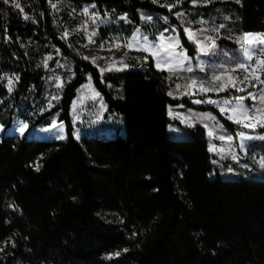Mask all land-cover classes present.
Wrapping results in <instances>:
<instances>
[{
  "label": "trees",
  "instance_id": "1",
  "mask_svg": "<svg viewBox=\"0 0 264 264\" xmlns=\"http://www.w3.org/2000/svg\"><path fill=\"white\" fill-rule=\"evenodd\" d=\"M173 1L21 0L25 11L41 10L32 29L22 9L0 0V125L19 119L38 128L55 118L66 134L0 136V264H264V176L209 177L204 128L189 129L190 138L167 135L169 107L229 88L209 85L206 68L159 69L140 51H128L126 69L102 75L75 47L84 42L76 26L89 3L109 17L97 44L125 42L138 27L151 38L172 27L193 57L183 28L199 25L189 22L198 17L213 36L264 31V0ZM88 78L106 113L121 114L123 134L74 137L71 106ZM189 78L200 86L194 94L171 92Z\"/></svg>",
  "mask_w": 264,
  "mask_h": 264
},
{
  "label": "rangeland",
  "instance_id": "2",
  "mask_svg": "<svg viewBox=\"0 0 264 264\" xmlns=\"http://www.w3.org/2000/svg\"><path fill=\"white\" fill-rule=\"evenodd\" d=\"M14 1L4 0V3L14 7ZM179 4V0L168 3V5ZM191 4H196V1L193 3L192 0ZM21 9L23 24L26 27L37 29L41 18L39 6L36 4L31 12L23 10L22 7ZM85 9H87V13H85ZM176 13H183V15L178 16L181 21L190 20L185 11L179 9ZM149 17L146 14L142 15V19L145 21H150ZM108 21L109 17L101 15L94 4H84L76 26L82 30L84 42L75 44V47L82 52L84 57L99 70L109 67H111V70L126 69L131 58L128 51H140L150 55L155 66L159 69L187 70L191 68L203 70L206 68L207 80L210 81L209 85H213L212 87H217L220 90L229 88L230 95H207L204 101H200V103L196 102L199 101L197 97H191L189 98L193 103L191 105L179 104V106L169 107L168 115L174 121L167 127L168 137L190 138L191 132L189 129L199 125L205 130L207 147L213 156L211 160L215 170L209 174V177H215L216 175L222 178L237 176L244 178L263 177L264 167L260 166V161L264 159V139H260V137H264V132H262L264 126H261L264 125V112L258 111V109H264V103L260 101V97L264 96V85H261L254 77H260L261 80H264V64L260 63L264 60V49H257L256 47L259 43V37L251 36L245 39V34L264 35V31L222 33L213 36L210 27L203 22L202 18L198 17L197 20H190L189 22L198 23L199 25L195 27L184 26L183 28L188 40L195 45V53L191 57L181 45L177 31L172 27L156 34L154 38H151L142 27H138L125 42L114 39L97 44L98 30L101 26L106 25ZM186 29L188 32L185 31ZM93 32L96 33L94 36H92ZM190 34L191 39L189 38ZM89 37H91L92 42L89 41ZM213 37L216 40L222 38L226 41L217 42L216 44ZM227 41L234 45L227 44ZM245 48L248 49L252 59L244 56ZM240 51H243V60ZM240 64H244L245 68H239ZM125 65L127 67H124ZM244 77H248V79L245 80ZM233 84H235V87H233ZM250 84H256L257 86L251 87L249 90L245 89ZM196 87L200 86L189 78L184 87L177 84L171 88V92L178 93L177 96L186 90L189 94H194V88ZM241 88L244 91H241ZM249 92L256 95L255 102L252 99H249L250 102L247 101ZM97 93L90 78L78 88L71 106V119L75 138L80 136L108 138L124 133L121 114L115 112L107 114L106 105ZM242 96L245 97L244 100L237 99ZM209 101H214V103ZM195 103L199 105L195 106ZM238 104H243L245 109L251 108V119H248L247 111L243 113L231 112V108ZM221 108L226 110L223 114L220 111ZM229 116L233 118L229 119ZM237 119L241 121L239 127H231L226 122H229V120L235 122ZM24 124L26 123L17 119L8 129H4L0 125V129H2L0 130V136L4 133L21 135L19 128ZM245 124H252L253 127H245ZM240 133H244L245 137L251 136L253 139H245L240 136ZM23 135L41 139H60V136L64 138L66 136L63 122L55 118L45 127L27 128ZM229 136L232 137L231 140L227 139ZM250 140L255 141V143L252 147L246 148V143ZM242 144L243 148L241 147Z\"/></svg>",
  "mask_w": 264,
  "mask_h": 264
},
{
  "label": "snow or ice",
  "instance_id": "3",
  "mask_svg": "<svg viewBox=\"0 0 264 264\" xmlns=\"http://www.w3.org/2000/svg\"><path fill=\"white\" fill-rule=\"evenodd\" d=\"M237 2H239V0H237ZM193 3H195V0H193ZM16 7L19 8V7H20L19 4H17ZM53 7H55V5H53ZM85 13H87V9H85ZM177 15L180 16V15H183V13H178ZM25 18H27V17H25ZM122 19H123V17H122ZM148 19H151V17H149ZM221 27H223V25H221ZM185 31L188 32L187 29H186ZM95 34H96V33L93 32V33H92V36H94ZM251 36H257V37H259V43L256 45V47H257V49H264V35H262V34H248V33H246V34H245V39H247L248 37H251ZM189 38H190V39L192 38L191 34L189 35ZM145 39H146V38H145ZM89 41L92 42V41H91V37H89ZM244 56H245L246 58H248V59H252V56L250 55V53H249V51H248L247 48L244 49ZM260 63H261V64H264V60L260 61ZM124 67H127V65H125ZM239 68L243 69V68H245V65H244V64H240V65H239ZM109 70H111V67H109V68H107V69H101L100 71H101V74L103 75V73H104L105 71H109ZM120 70H123V69H120ZM187 70H188V71H192L191 68H189V69H187ZM17 79H18V78H17ZM217 79H219V78H217ZM244 79L247 80L248 77H244ZM254 79H256L257 81H259V83H260L261 85H264V80H261L260 77H254ZM249 86H250V87H256L257 85H256V84H250ZM233 87H235V84H233ZM240 90H241V91H244L243 88H241ZM97 95H99V94L97 93ZM169 95H171V93H169ZM247 98H248V99H252L254 102H255V100L257 99L256 95H255L254 93H251V92L248 93ZM237 99H238V100H244L245 97L242 96V97H238ZM260 101H261V103H264V96L260 97ZM196 102H197V103H200V101H196ZM209 102H210V103H214V101H209ZM220 111H221V113L223 114L226 110H225L224 108H221ZM246 111H248V110L245 109V107H244L243 104H238V105H236L235 107L231 108V112H232V113H238V112L243 113V112H246ZM258 111L264 112V109H258ZM228 118H229V119H232L233 117H232V116H229ZM251 118H252L251 116L248 117V119H251ZM235 122H236V123H240L241 121H240L239 119H237V120H235ZM54 126H55V125H54ZM261 126H264V125H261ZM245 127H253V125H252V124H245ZM27 128H28V125H27V124L22 125V126L19 128V132H20V134L23 135V134L25 133V130H26ZM0 130H2V129H0ZM210 135H211V133H210ZM240 136H241V137H244L245 139H253V137H251V136H247V137H245V134H244V133H240ZM63 138H64L63 136H60V139H63ZM222 139H223V137H222ZM227 139H228V140H231L232 137L229 136V137H227ZM260 139H264V137H260ZM241 147L243 148V144L241 145ZM210 150H213V149H210ZM233 158L235 159V157H233ZM260 166H261V167H264V159H261V161H260ZM37 170H38V168H37ZM125 251H127V249H125ZM119 254H120V253H116L115 255L118 256Z\"/></svg>",
  "mask_w": 264,
  "mask_h": 264
},
{
  "label": "built area",
  "instance_id": "4",
  "mask_svg": "<svg viewBox=\"0 0 264 264\" xmlns=\"http://www.w3.org/2000/svg\"><path fill=\"white\" fill-rule=\"evenodd\" d=\"M2 2L4 3V0H2ZM19 4V8L16 7V5ZM13 8H16V9H21V0H15L14 3H13Z\"/></svg>",
  "mask_w": 264,
  "mask_h": 264
},
{
  "label": "crops",
  "instance_id": "5",
  "mask_svg": "<svg viewBox=\"0 0 264 264\" xmlns=\"http://www.w3.org/2000/svg\"><path fill=\"white\" fill-rule=\"evenodd\" d=\"M202 71V70H201ZM247 112H248V115L250 116L251 115V108H247ZM229 121H232V120H229ZM232 122H234V121H232ZM234 123H236V122H234ZM240 124V123H239Z\"/></svg>",
  "mask_w": 264,
  "mask_h": 264
}]
</instances>
